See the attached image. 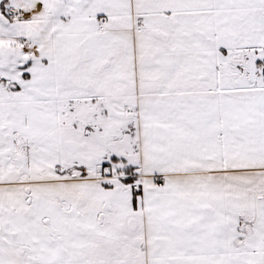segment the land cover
Segmentation results:
<instances>
[{
    "label": "snow or ice",
    "instance_id": "snow-or-ice-1",
    "mask_svg": "<svg viewBox=\"0 0 264 264\" xmlns=\"http://www.w3.org/2000/svg\"><path fill=\"white\" fill-rule=\"evenodd\" d=\"M0 264H264V0H0Z\"/></svg>",
    "mask_w": 264,
    "mask_h": 264
}]
</instances>
